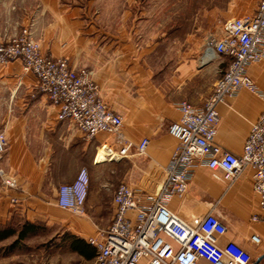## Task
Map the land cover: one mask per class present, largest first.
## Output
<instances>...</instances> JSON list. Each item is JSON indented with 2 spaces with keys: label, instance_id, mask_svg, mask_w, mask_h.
<instances>
[{
  "label": "crops",
  "instance_id": "obj_1",
  "mask_svg": "<svg viewBox=\"0 0 264 264\" xmlns=\"http://www.w3.org/2000/svg\"><path fill=\"white\" fill-rule=\"evenodd\" d=\"M93 1L0 0V29L7 39L28 30L46 58L66 59L71 69L90 72L102 101L123 119L121 135L131 147L124 159L107 161L105 166L108 159L102 147L118 149L112 134L98 133L86 140L71 123L57 120L56 108L38 93L36 79L18 61L0 66V126L7 137L0 161L6 176L16 181L15 188L0 185V223L44 222L87 245L110 225L117 186L124 183L143 191L147 180L168 164L177 144L168 135V126L180 117L178 105L185 101L200 107L229 62L226 56L205 62L201 50L200 56L176 65L165 81L157 80L145 59L151 52L139 51L131 31L113 34L102 28L87 13ZM247 75L264 93V61L249 66ZM263 106L262 99L244 89L218 106L217 145L240 156ZM142 139L149 144L139 154ZM83 167L101 173V180L94 186L90 179L84 215L71 217L56 204L58 188L69 185ZM195 171L185 195L169 199V211L191 222L211 210L227 230L219 244L236 243L252 256L253 264L264 253V223L251 220L262 213L252 192V170L229 188L206 167L199 165ZM139 197L141 204H148L143 195ZM252 236L258 237L259 246L249 241ZM79 258L96 264L95 255Z\"/></svg>",
  "mask_w": 264,
  "mask_h": 264
},
{
  "label": "built area",
  "instance_id": "obj_2",
  "mask_svg": "<svg viewBox=\"0 0 264 264\" xmlns=\"http://www.w3.org/2000/svg\"><path fill=\"white\" fill-rule=\"evenodd\" d=\"M254 9L252 14L225 20L218 32L205 38L203 61L226 56L227 69L200 107L185 101L178 105L180 117L168 126V135L177 142L176 147L168 164L147 180V189L140 191L120 183L114 190L110 225L98 237L87 240L95 249L96 264H251L252 256L236 243L219 244L218 238L227 230L211 210L188 222L170 212L168 202L171 197L185 195L199 165L227 188L249 169L252 192L262 212L251 220L264 223V106L251 124L240 156L223 151L214 141L218 106L240 89L264 101V93L247 75L249 66L264 61V0H259ZM15 61L36 79L38 93L56 108L58 121L71 123L86 140L98 133L112 134L118 149L103 146L111 154L106 161L126 157L131 144L124 142L121 135L123 119L102 101L90 72L71 69L66 59L46 58L27 31L6 41L0 34V66ZM148 144L147 139H142L137 152L142 153ZM6 145V133L0 126V159ZM0 174L4 187H15L14 179L3 176L2 171ZM89 182L88 171L83 167L69 185L58 188L57 206L83 216ZM138 192L148 204H141ZM249 241L254 246L260 244L257 236Z\"/></svg>",
  "mask_w": 264,
  "mask_h": 264
},
{
  "label": "rangeland",
  "instance_id": "obj_3",
  "mask_svg": "<svg viewBox=\"0 0 264 264\" xmlns=\"http://www.w3.org/2000/svg\"><path fill=\"white\" fill-rule=\"evenodd\" d=\"M258 1L94 0L86 8L88 12L85 11L96 17L98 24L107 32L119 34L125 30L131 31V41L139 46V51L151 52L145 59L155 70L156 79L165 81L176 65L201 55L203 38L218 32L227 19L251 14ZM23 31H27L30 38L28 30ZM23 31L13 38L20 37ZM0 34L3 41L8 40L2 29ZM103 163L106 166L107 161ZM121 168L124 170L125 167ZM0 171L6 176L1 161ZM88 174L94 186L101 180L99 172L92 170ZM3 178L0 174V185L3 184ZM70 214L71 217L75 216ZM35 223L37 231L25 240L19 242L16 237H12L0 243V264H87L70 252L71 239L64 230L44 222ZM9 225L19 227L20 224L14 220ZM9 225L0 223V229L9 228Z\"/></svg>",
  "mask_w": 264,
  "mask_h": 264
},
{
  "label": "trees",
  "instance_id": "obj_4",
  "mask_svg": "<svg viewBox=\"0 0 264 264\" xmlns=\"http://www.w3.org/2000/svg\"><path fill=\"white\" fill-rule=\"evenodd\" d=\"M15 221L19 222V227H13V225H9L14 222V220H12L10 222L5 223L6 226L9 225V228L0 229V243L5 240L11 239L12 237H16V240L21 242L37 231L36 223H31L27 220ZM67 237L71 239L69 245L70 252L75 253L77 256L83 258L84 260H90L94 257L95 251L92 247L71 235H67Z\"/></svg>",
  "mask_w": 264,
  "mask_h": 264
},
{
  "label": "bare ground",
  "instance_id": "obj_5",
  "mask_svg": "<svg viewBox=\"0 0 264 264\" xmlns=\"http://www.w3.org/2000/svg\"><path fill=\"white\" fill-rule=\"evenodd\" d=\"M102 154L104 155V157H105L106 159H108L109 157H111V154L108 153L107 150L104 149L103 147H102Z\"/></svg>",
  "mask_w": 264,
  "mask_h": 264
},
{
  "label": "water",
  "instance_id": "obj_6",
  "mask_svg": "<svg viewBox=\"0 0 264 264\" xmlns=\"http://www.w3.org/2000/svg\"><path fill=\"white\" fill-rule=\"evenodd\" d=\"M263 259H264V253H262V254L260 255V257L257 258L253 264H259L260 261L263 260Z\"/></svg>",
  "mask_w": 264,
  "mask_h": 264
}]
</instances>
